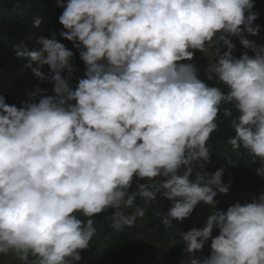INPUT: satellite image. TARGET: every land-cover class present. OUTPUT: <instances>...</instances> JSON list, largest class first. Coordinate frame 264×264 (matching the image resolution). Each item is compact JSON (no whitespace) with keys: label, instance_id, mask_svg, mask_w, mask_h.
<instances>
[{"label":"clouds","instance_id":"obj_1","mask_svg":"<svg viewBox=\"0 0 264 264\" xmlns=\"http://www.w3.org/2000/svg\"><path fill=\"white\" fill-rule=\"evenodd\" d=\"M56 3L59 35L86 70L70 85L63 73L72 71L73 53L54 38L18 53L36 63L32 72L54 94L40 92L20 107L0 95V254L19 264H78L95 235L94 216L114 210L113 228L122 231L145 214L137 196L147 203L160 195L170 202L165 227L201 203L215 208L202 227L181 233L190 264H264V192L217 210V193L232 181L223 182V167L207 168L208 141L227 102L238 113L228 142L259 162L264 178V45L245 38L260 32L255 0ZM233 37L254 55L235 57ZM209 48L216 58L206 80L227 91L182 63ZM134 178L145 183L130 192ZM209 240V256L196 259Z\"/></svg>","mask_w":264,"mask_h":264},{"label":"trees","instance_id":"obj_2","mask_svg":"<svg viewBox=\"0 0 264 264\" xmlns=\"http://www.w3.org/2000/svg\"><path fill=\"white\" fill-rule=\"evenodd\" d=\"M253 11L258 14L254 23L260 25V32L255 36L245 33V38L254 41L257 45H264V0H255ZM62 12L63 8L57 6L56 0H0V95L6 98V103L9 105L20 107L30 98L38 99L40 92H45L47 95L54 94L53 84L47 80L41 81L32 72V68L37 67L36 63L26 55H18L39 47L38 40L41 37L54 38L73 53L69 58L72 71L63 73L70 85L75 87L78 79L83 78L86 69L84 62L80 59L79 50L59 35L63 30V26L59 23ZM37 18L41 20V23L38 27H34V21ZM232 42L235 45L232 53L235 57L239 58L245 52L250 56L254 55L251 49L241 45L239 38L233 37ZM226 50V46L221 45V52ZM207 53L214 54L216 58L215 48H209L205 53L196 51L193 60L183 61V63L197 66L199 78L209 86H216L222 91H227L217 79L206 80L205 69L212 62L205 56ZM29 64L31 67L28 66ZM40 70L45 76L50 75L47 65ZM33 93L36 94L35 97L32 96ZM229 110L231 115H226V111ZM237 116L238 113L233 105L227 102L222 103L216 118L218 127L211 133L208 141L211 153V158L207 162L208 171L214 172L217 168L223 167V182L232 181L227 193H217V210L226 211L237 201L241 204L251 202L252 198L264 192V178L256 174L259 162H253L254 158L248 152L242 148L234 149L228 142L229 138L235 135L232 121ZM137 183H145V181H137L134 178L130 192L137 191ZM136 204L144 209L148 219L147 226L152 229L154 242H158L159 247H154L151 243L138 245L126 236V229L123 231L113 229L109 231L108 238L94 245L89 244L88 249L82 250L78 264H172L178 255L186 253L181 233L193 227H202L208 216L215 211L212 205L201 203L188 219L173 221L171 226L165 227L162 216L170 206L168 200L158 195L155 200L145 203L137 196ZM113 211L106 210L94 216L93 220L104 219L112 215ZM212 235H218V230L214 229ZM172 241L176 243L174 248L168 245ZM210 243L209 240L204 248L194 255L209 254ZM119 256H122L123 260Z\"/></svg>","mask_w":264,"mask_h":264},{"label":"rangeland","instance_id":"obj_3","mask_svg":"<svg viewBox=\"0 0 264 264\" xmlns=\"http://www.w3.org/2000/svg\"><path fill=\"white\" fill-rule=\"evenodd\" d=\"M205 56L211 61L215 59V56L212 53H207ZM215 200L217 201L218 197H215ZM128 211H133V210L129 209ZM147 225H148V219L144 214L143 217L137 218L133 226L125 227L123 230L126 229V236H129L131 239H133V241H135L136 244L138 245L151 243L152 246L159 247L160 244L156 241L154 242L152 229H150ZM94 227L96 229V232L90 241L91 245H94L99 241H101L102 239H106L110 236L109 231L114 229L112 215L107 216L106 218L101 220H94ZM168 245L174 248L176 246V243L175 241H172ZM209 254L194 255V257L196 259L203 260L204 258L208 257ZM119 257L120 259L123 260L122 256ZM192 258L193 256L186 252L181 255H178L172 264H190V260ZM0 264H19V262L13 254L9 253L8 255L0 254Z\"/></svg>","mask_w":264,"mask_h":264}]
</instances>
